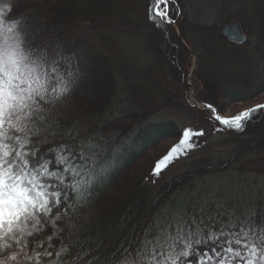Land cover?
Masks as SVG:
<instances>
[{
  "label": "trees",
  "instance_id": "obj_1",
  "mask_svg": "<svg viewBox=\"0 0 264 264\" xmlns=\"http://www.w3.org/2000/svg\"><path fill=\"white\" fill-rule=\"evenodd\" d=\"M7 1L15 5L9 21H20L26 47L39 60L49 63L66 49L75 51L68 57L75 74L69 77L72 91L50 106L54 120L36 140L78 136L90 120H100L107 134H119L103 159L85 171L90 182L83 191L73 187L62 232L67 238L61 233L63 242L53 251L69 245L70 264H127L129 257L154 250L166 234L189 226L264 227V200L222 209L200 201L190 206L185 198L203 177L226 173L236 162L250 159L264 166V115L246 130L228 129L191 102L196 91L199 102L225 112L264 100V0H180L173 5L178 23L163 26L152 19L154 0ZM234 20L249 34L244 45L224 34ZM83 26L91 27L101 46L80 35ZM216 68L226 75L219 78ZM106 81V91L88 95L95 83ZM173 110L208 120L240 148L214 163L197 160L176 172L186 155L157 177L158 162L186 132L175 119L155 122L157 115Z\"/></svg>",
  "mask_w": 264,
  "mask_h": 264
},
{
  "label": "snow or ice",
  "instance_id": "obj_2",
  "mask_svg": "<svg viewBox=\"0 0 264 264\" xmlns=\"http://www.w3.org/2000/svg\"><path fill=\"white\" fill-rule=\"evenodd\" d=\"M174 4L178 6L180 0H154L153 21L160 26L178 23ZM9 11L0 4V31L5 26L14 28L25 43L22 49L14 43L5 45L0 35V264H70L66 259L69 245L53 251L55 243L42 241L33 250L30 238L47 231L50 221L56 228L50 237L54 242L64 231L60 220L67 212L66 199L72 197L66 186L83 191L85 182H90L77 163L79 156L67 145L44 151L36 144V137L54 120L50 106L71 93L69 77L75 74L63 64L51 66L37 59L26 47L20 21L7 24ZM208 107L224 127L241 131L264 115V104L232 117L215 104ZM206 135V130L188 128L181 143L158 162L155 175H164L178 159L200 146L197 137ZM48 151L55 154L50 158ZM69 173L75 176V185ZM211 243L216 244L215 251L206 250L203 260L197 258L199 264H264V227L241 229L238 224L220 228L201 224L166 234L154 250L129 257V264H191L198 246Z\"/></svg>",
  "mask_w": 264,
  "mask_h": 264
},
{
  "label": "rangeland",
  "instance_id": "obj_3",
  "mask_svg": "<svg viewBox=\"0 0 264 264\" xmlns=\"http://www.w3.org/2000/svg\"><path fill=\"white\" fill-rule=\"evenodd\" d=\"M0 4L5 6L11 3L7 0H0ZM6 19L9 21L8 15L6 16ZM179 31L181 32V29ZM79 33L86 41L101 46L102 41L100 37L91 29V27L83 26L79 28ZM73 53H75L73 49H66L63 54L55 57L49 62V64L51 66H55L57 63L63 64L68 69V57ZM195 69L197 70L196 65H194L192 71L196 72ZM216 70L219 72V78H223L222 76L226 75L224 70L217 68ZM191 79V83L195 85L193 75L191 76ZM106 84H108V81L95 83L88 91V95L92 97L96 94L106 91L108 86ZM195 94V91L191 94V102L194 105L197 104ZM224 100L226 101V99ZM263 101L264 100L257 103L251 102L246 104H236L227 108L224 114L229 117L236 116V113L239 111L240 107H243L245 110H247L256 107ZM201 105L204 107V109L209 108L203 103H201ZM209 111H211L213 113L212 115L215 117V111ZM166 119L177 120L185 129V131L188 128L207 131L206 136L197 137V140L200 142V146L195 150H192L185 159L176 163V172L185 171L192 168V165H194L195 161L197 160H199L197 163L200 162L202 164L210 162L214 163L222 157L227 158L229 154L240 148L238 143H234L226 137L216 133L215 129L210 125L208 120H197L194 118V116L177 110L164 112L154 118L155 122L164 121ZM79 132L80 133L78 136L66 137L59 142L40 143V140L37 139L36 144L44 151L53 148V146L58 148L61 145H67L75 156H79L77 163L81 165L82 170L88 171L99 163L101 157V159H103L106 150L113 146L119 137V134L117 133L107 134L104 131L103 124L100 120H90L83 123L79 127ZM47 154L51 158L55 152L48 151ZM255 160L256 159H254V161ZM69 179L71 183L74 181V176L72 173H69ZM66 191L70 192L72 197L71 199H66L67 212L65 213V218L60 220L61 227L64 229L67 223V213L74 201L73 187L66 186ZM187 192L188 193L185 195V198L187 204L190 206H194L195 203L199 201L204 204L211 203L213 205H217L222 209H226L231 206L238 208L245 205H253L256 201L264 200V166L256 162L251 163L250 159L236 162L233 164L230 171L220 175L210 174L206 177H203L197 184L190 187ZM47 222L49 223V229L47 231L39 233L36 237L30 238L33 241V250H35V246L38 242L48 241L49 244L51 241L50 237L55 234V226L50 221ZM62 237L67 238V232L62 233ZM62 242L63 241L61 237H57V239L54 241L57 246H60ZM215 249V243L199 246L191 264H199V260L204 259L206 250L214 252ZM197 258H199V260ZM127 264H129V261Z\"/></svg>",
  "mask_w": 264,
  "mask_h": 264
},
{
  "label": "water",
  "instance_id": "obj_4",
  "mask_svg": "<svg viewBox=\"0 0 264 264\" xmlns=\"http://www.w3.org/2000/svg\"><path fill=\"white\" fill-rule=\"evenodd\" d=\"M224 34L231 42L239 45H244L249 40V35L246 32L244 25L239 20H235L228 24L225 28ZM181 35L183 34L181 33Z\"/></svg>",
  "mask_w": 264,
  "mask_h": 264
},
{
  "label": "clouds",
  "instance_id": "obj_5",
  "mask_svg": "<svg viewBox=\"0 0 264 264\" xmlns=\"http://www.w3.org/2000/svg\"><path fill=\"white\" fill-rule=\"evenodd\" d=\"M6 8H9L11 11L15 10L14 4L5 5ZM7 21V24L14 23L15 21ZM0 35L3 36L5 45H9L10 43H14L18 48L22 49L25 41L21 38L22 34L16 32V29L10 28L8 26L3 27L2 31H0ZM15 51V49H14ZM6 70V69H5Z\"/></svg>",
  "mask_w": 264,
  "mask_h": 264
}]
</instances>
